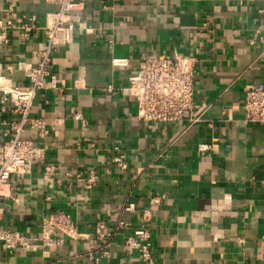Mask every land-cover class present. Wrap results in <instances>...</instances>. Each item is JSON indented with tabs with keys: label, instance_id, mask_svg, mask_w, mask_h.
<instances>
[{
	"label": "crops",
	"instance_id": "1",
	"mask_svg": "<svg viewBox=\"0 0 264 264\" xmlns=\"http://www.w3.org/2000/svg\"><path fill=\"white\" fill-rule=\"evenodd\" d=\"M79 1L73 40L52 53L57 85L40 89L31 109L49 133L24 131L45 148V159L11 177L0 216L9 228L36 235L46 213L60 209L82 236L29 251L0 244V264H93L99 223L113 233L100 264H149L122 246L144 224L145 210L150 264H264V123L243 121L245 87L264 88V32L250 43L262 26L257 9L264 0ZM10 4L18 14H34L38 27L28 37L10 28L8 42L0 41V66L11 64L5 74L22 86L24 66L45 44L46 15L58 5L0 0V14ZM174 53L198 59L197 119L189 127L146 128L125 90L126 70L112 58L125 57L134 67L145 55ZM77 109L84 125L72 115ZM5 116L0 110V120ZM116 153L125 169L112 161Z\"/></svg>",
	"mask_w": 264,
	"mask_h": 264
},
{
	"label": "built area",
	"instance_id": "2",
	"mask_svg": "<svg viewBox=\"0 0 264 264\" xmlns=\"http://www.w3.org/2000/svg\"><path fill=\"white\" fill-rule=\"evenodd\" d=\"M58 5L55 11L46 15V25L43 28L45 44L33 51L31 61L24 66L26 83L14 84L5 71H12L11 64L4 69L0 66V110L8 113L1 118L0 126L5 139L0 141V196L7 195L6 188L10 186L12 176H24L31 172L35 162L45 159V148L32 138L26 137L24 131L29 129L38 137H45L49 133L42 117L31 115L34 98L40 89L57 85V78L51 73L52 53L60 44L73 40L74 29L80 21L78 10L79 0H46ZM257 12L262 16V26L256 27L250 43L261 39L264 32V4ZM36 16L18 14L12 4L8 5L0 14V41L8 42L6 31L10 28L20 29L21 35H34L38 29L35 24ZM194 55L181 53L145 55L139 65L129 66L125 57L112 58V64L126 70L125 90L136 105V117L146 128H153L159 124L184 123V127L192 125L197 116L193 112L196 105V63ZM112 85L107 89L111 90ZM243 121L264 123V88L248 86L244 89ZM73 117L85 124V118L80 109L73 112ZM117 149V147H115ZM115 165L121 169L127 167L124 157L116 153L112 157ZM53 167L45 165V171H52ZM73 171H65L69 176ZM78 175V173H76ZM95 175L86 178V186H90ZM151 212L143 213L144 224L136 227L124 236L122 246L126 250L138 251L141 258L148 262L151 259V228L146 222ZM120 224L126 225L123 221ZM98 238L95 248L97 254L89 255L93 264H100L103 258L109 257V239L112 232L104 223L95 227ZM82 236L76 223L69 213L54 209L46 213L42 219L40 231L36 235H27L9 228L1 221L0 216V244L4 250L14 251L17 248L35 250L41 247H52L63 242L65 237L77 239Z\"/></svg>",
	"mask_w": 264,
	"mask_h": 264
}]
</instances>
